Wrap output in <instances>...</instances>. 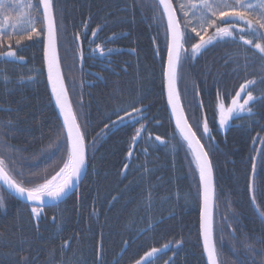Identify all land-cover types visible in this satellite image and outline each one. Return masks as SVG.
<instances>
[{"label": "trees", "instance_id": "obj_1", "mask_svg": "<svg viewBox=\"0 0 264 264\" xmlns=\"http://www.w3.org/2000/svg\"><path fill=\"white\" fill-rule=\"evenodd\" d=\"M0 3L12 5V0ZM54 3L57 23L62 24L58 53L69 98L78 122L87 127V143L96 138V144L88 149L78 191L45 208L38 220L30 206L0 187L5 201L0 208V264H135L151 248L166 244L169 249L152 264H206L197 169L186 144L179 146L165 103L166 36L163 24L154 19L155 0ZM6 13L17 14L14 6L6 7L0 19ZM25 44L17 53L23 61L0 58V158L26 181L35 182L45 170L54 174L65 153L59 139L63 129L46 88L44 46L39 41ZM97 45L113 50L111 55L101 59L93 51ZM179 71L183 78L177 87L189 123L199 120L200 129L194 127L199 137L206 117L214 137L211 143L207 136L201 142L214 174L218 264H262L264 223L251 201L252 193L258 213L264 212L261 152L252 192L250 185L264 140V102L252 105L253 115L242 113L222 132L216 95L224 93L230 103L248 80L256 81L250 89L254 96L264 95V60L250 46L219 43L187 60ZM134 102L146 108V119L105 129L114 109ZM141 125L145 131L129 158ZM156 136L165 143L160 145Z\"/></svg>", "mask_w": 264, "mask_h": 264}, {"label": "snow or ice", "instance_id": "obj_2", "mask_svg": "<svg viewBox=\"0 0 264 264\" xmlns=\"http://www.w3.org/2000/svg\"><path fill=\"white\" fill-rule=\"evenodd\" d=\"M10 6H14L17 14L6 13L3 20L0 21V58L23 61L24 57L17 53L18 50L28 46L25 44L26 41L32 43L39 41L44 45L48 81L51 84L55 104L63 117V129L65 130L59 137L64 146L65 157L62 159V166L52 175H49L45 170L39 175L37 181H26L23 178V173H17L4 158H0V184L6 186L11 193L31 202L34 205L31 207V214L38 220L44 207L58 204L74 182L80 180L81 175L85 172L88 149L89 147L95 148L96 138H93L91 145L87 143V127L86 125L82 127L78 122L77 113L74 111L65 78L61 72L57 45L62 24L58 25L57 23V9L54 0H34V2L33 0H28V2L12 0V5L0 3V11ZM22 8L30 11L25 13L20 11ZM153 8L154 19L163 24L165 28L167 63L163 75L166 80L168 103L171 105L175 128L180 137L179 146L183 147L186 144L199 172V181L202 186L203 210L200 230L203 237L204 253L207 256L208 264H218L219 253L213 237L212 202L215 191L212 164L209 153L201 142L204 136L209 138L210 143L214 141V137L211 135L206 117L203 119L199 137L197 135V130L200 129L199 120L195 125L189 123L184 107L181 105L180 92L177 87L178 80L183 78L179 70L187 60L195 58L209 47H214L219 43L250 46L264 60V0H176V3L174 0H155ZM165 19L166 24L164 23ZM96 35V31H93L92 36ZM13 42L15 47H13ZM189 44L190 49L186 48V45ZM93 51L98 52L102 59L106 55H111L113 50L109 49L106 52L104 48L97 45ZM80 59L81 61L84 59L82 49ZM255 84L254 80H248L242 84L235 96L231 97L230 103H228V96L217 92L216 111L220 129H227L232 120L241 118L242 113L253 115L252 105L264 102V95L254 96L253 91L250 90ZM129 108L131 111L128 110ZM143 111L144 109L135 107V102L128 107H118L108 117L110 124H105L104 127L105 129H117L125 126L126 122L127 125L139 123L140 120L146 119ZM121 112L124 115H120ZM112 115H115L117 119L112 120ZM194 127L197 130H194ZM144 131L143 125L136 129L133 143L142 137ZM155 140L165 143L160 136H156ZM57 150H59V145ZM260 152L264 157V148ZM128 155L132 156L131 150ZM127 167L126 164L125 169ZM253 170H255V163ZM253 200H255V196H253ZM4 207V197L0 196V208ZM261 215L264 216V212ZM148 227L150 229L151 225ZM168 247L166 244L161 248H151L144 256L136 260L135 264H152L153 260L164 253ZM166 264H170V262H166Z\"/></svg>", "mask_w": 264, "mask_h": 264}, {"label": "water", "instance_id": "obj_3", "mask_svg": "<svg viewBox=\"0 0 264 264\" xmlns=\"http://www.w3.org/2000/svg\"><path fill=\"white\" fill-rule=\"evenodd\" d=\"M165 21H166V19H165ZM44 46V45H43ZM167 50V49H166ZM57 51H58V45H57ZM80 51H81V49H80ZM58 55H59V53H58ZM166 63H167V56H166V62H165V67H166ZM44 71H45V76H46V83H47V85H48V91H49V94H50V97H51V100H52V104L54 105V109H55V112H56V114H57V117H58V119H59V122L61 123V126H62V128H63V117H62V115L60 114V111H59V108H58V106L55 104V98H54V96L52 95V91H51V84L49 83V81H48V73H47V63H46V61H45V59H44ZM61 72H62V70H61ZM164 96H165V100H166V106H167V109H168V113H169V116H170V119H171V121H172V123H173V126H174V128H175V118L173 117V115H172V111H171V105L168 103V93H167V86H166V80H165V77H164ZM244 94L242 93V96H243ZM242 102V101H241ZM182 105V104H181ZM142 109H144V111H145V109L146 108H142ZM233 121V120H232ZM232 121L230 122V126L227 128V129H220V131H222V132H228L229 131V129H230V127H231V123H232ZM64 130V129H63ZM175 130H176V128H175ZM65 131V130H64ZM176 132L178 133V131L176 130ZM178 135H179V133H178ZM138 141H139V139L137 140V142L136 143H134V145H133V149L136 147V145H137V143H138ZM263 141V140H262ZM161 144H163V143H161L160 142V145ZM261 147H262V142H261V146L259 147V149H258V152H257V155H256V159H255V169H256V166H257V160H258V158H259V155H260V150H261ZM130 158V157H129ZM195 164V163H194ZM86 166H87V163H86ZM125 171H126V169H125ZM255 170H253L252 171V178H251V185H250V190H251V192H252V186H253V178H254V174H255V172H254ZM85 173H86V167H85V172H84V174H82L81 175V178H80V180L78 181V182H74V184H73V186L68 190V192H67V194L61 199V201L58 203V204H60V203H62V202H64L66 199L68 200V198L70 197V196H72L76 191H78V188H79V186L81 185V183H82V181H83V179H84V177H85ZM197 173H198V181H199V172H198V170H197ZM212 177H213V186H214V176H213V169H212ZM199 186H200V219H199V221H201V213H202V210H203V197H202V186L200 185V181H199V184H198ZM0 187H1V189L4 191V192H6L9 196H11L12 198H14L15 200H18L19 202H21L22 204H24V205H28V206H34V205H32L31 204V202H27L23 197H20V196H18V195H16V194H14V193H11L10 192V190H8L7 188H6V186H3L2 184H0ZM214 191H215V187H214ZM250 192V193H251ZM58 204H55V206L56 205H58ZM212 204H213V222H214V206H215V195H214V199H213V202H212ZM252 205H253V207H254V210H255V212H256V214H257V216L260 218V220L264 223V219L262 218V216L260 215V213H258V210H257V208H256V206H255V203L254 202H252ZM55 206H47V207H44L43 209H45V208H49V207H55ZM200 227V226H199ZM213 237H214V232H213ZM200 241H201V248H202V251H203V255H204V259H205V262H206V264H208V262H207V256H206V254L204 253V249H203V237H202V234H201V230H200ZM168 249H169V247H168ZM167 249V250H168ZM166 250V251H167ZM165 251V252H166ZM163 254V253H162ZM161 255V254H160ZM155 260V259H154Z\"/></svg>", "mask_w": 264, "mask_h": 264}, {"label": "bare ground", "instance_id": "obj_4", "mask_svg": "<svg viewBox=\"0 0 264 264\" xmlns=\"http://www.w3.org/2000/svg\"><path fill=\"white\" fill-rule=\"evenodd\" d=\"M165 23H166V21H165ZM43 63H44V51H43ZM79 71L80 72H82V69H79ZM46 85H47V83H46ZM47 87H48V85H47ZM46 87V88H47ZM240 90V89H239ZM238 90V91H239ZM48 93H49V91H48ZM49 97H50V94H49ZM50 101H51V105H52V108L54 107V105L52 104V100H51V97H50ZM54 109V108H53ZM54 111H55V109H54ZM145 111H146V109H145ZM145 111H143V113L145 112ZM56 113V112H55ZM57 115V114H56ZM59 120V119H58ZM60 123V122H59ZM60 125H61V123H60ZM63 129V128H62ZM63 133H64V130H63ZM157 142H159L160 143V141H157ZM262 142V145H263V143H264V140L263 141H261ZM260 146H261V143H260ZM259 146V147H260ZM135 149V148H134ZM134 149H133V147H132V152L134 151ZM259 149V148H258ZM261 149H262V147H261ZM255 159H256V157H255ZM255 162V161H254ZM213 176H214V174H213ZM214 187H215V185H214ZM14 199V198H13ZM15 200V199H14ZM16 201H18V200H16ZM251 201L252 202H254V200H253V194L251 193ZM19 202V201H18ZM19 203H21V202H19ZM255 203V202H254ZM22 204V203H21ZM256 206V205H255ZM257 208V207H256ZM259 212V211H258ZM261 215V214H260ZM262 216V215H261ZM263 218V217H262ZM264 219V218H263Z\"/></svg>", "mask_w": 264, "mask_h": 264}, {"label": "rangeland", "instance_id": "obj_5", "mask_svg": "<svg viewBox=\"0 0 264 264\" xmlns=\"http://www.w3.org/2000/svg\"><path fill=\"white\" fill-rule=\"evenodd\" d=\"M20 11H24L25 13H27V12L30 11V10L22 8V9H20ZM2 20H3V19H0V21H2Z\"/></svg>", "mask_w": 264, "mask_h": 264}]
</instances>
